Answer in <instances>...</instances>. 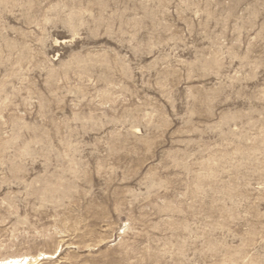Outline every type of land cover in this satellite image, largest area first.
<instances>
[{"label":"rangeland","instance_id":"rangeland-1","mask_svg":"<svg viewBox=\"0 0 264 264\" xmlns=\"http://www.w3.org/2000/svg\"><path fill=\"white\" fill-rule=\"evenodd\" d=\"M11 257L264 264V0H0Z\"/></svg>","mask_w":264,"mask_h":264},{"label":"bare ground","instance_id":"bare-ground-1","mask_svg":"<svg viewBox=\"0 0 264 264\" xmlns=\"http://www.w3.org/2000/svg\"><path fill=\"white\" fill-rule=\"evenodd\" d=\"M44 255H46V254H44ZM27 260H28L27 257H16V258L11 257V258H8L6 260H1L0 264H25L27 262Z\"/></svg>","mask_w":264,"mask_h":264}]
</instances>
